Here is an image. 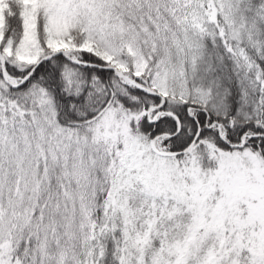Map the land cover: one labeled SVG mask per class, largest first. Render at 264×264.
<instances>
[{
    "label": "snow or ice",
    "instance_id": "6c2138e0",
    "mask_svg": "<svg viewBox=\"0 0 264 264\" xmlns=\"http://www.w3.org/2000/svg\"><path fill=\"white\" fill-rule=\"evenodd\" d=\"M0 264H264V0H0Z\"/></svg>",
    "mask_w": 264,
    "mask_h": 264
}]
</instances>
